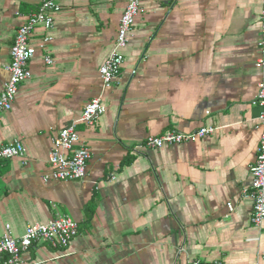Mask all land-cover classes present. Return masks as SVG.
<instances>
[{
  "label": "crops",
  "instance_id": "obj_1",
  "mask_svg": "<svg viewBox=\"0 0 264 264\" xmlns=\"http://www.w3.org/2000/svg\"><path fill=\"white\" fill-rule=\"evenodd\" d=\"M37 1L0 0V92ZM126 2L62 0L53 27L32 34L31 76L0 115V149H25L0 163V239L6 226L19 238L60 213L78 223L77 236L66 249L33 246L22 264H264V223L252 225L243 196L261 135L253 103L264 75L263 0H141L120 77L102 94L105 114L94 126L77 123L100 95L99 68ZM70 126L90 150L86 177L45 183L53 140ZM202 127L216 131L132 152L167 130Z\"/></svg>",
  "mask_w": 264,
  "mask_h": 264
},
{
  "label": "built area",
  "instance_id": "obj_2",
  "mask_svg": "<svg viewBox=\"0 0 264 264\" xmlns=\"http://www.w3.org/2000/svg\"><path fill=\"white\" fill-rule=\"evenodd\" d=\"M62 0H38L37 9L31 13L26 22L16 32L15 40L10 48V62L7 66L9 78L0 92V115L11 110L20 85L31 76L29 62L36 53V47L31 43L32 34L38 27L50 30L53 27L54 16L62 9ZM141 0H127L126 6L119 21L117 35L113 50L99 68L101 80V92L93 98L84 108L77 123L86 126H94L105 114L106 107L102 101V94L110 89L120 77L124 64L123 51L128 44V38L133 30L135 20L140 12ZM261 24V50L264 62V0L260 16ZM48 38H44L40 48H44ZM46 64H52L50 57L45 58ZM259 64V65H260ZM135 74V71L133 72ZM263 110L259 116L258 128L261 131L257 148L255 163L250 167V189L243 191L245 199L253 203L251 223L255 228L264 223V75L258 84V91L253 103ZM213 127H202L192 133H183L167 130L159 136L148 137L144 142L132 149L134 154H142L145 150H157L164 146H174L184 143H192L204 139L215 133ZM25 149L19 141H14L0 149V163L16 157H24ZM91 154L87 146L80 143L79 136L74 126L61 130L53 140V148L49 154L51 172L42 177L43 182H76L86 177V168ZM114 180V176L108 181ZM232 210V206L228 205ZM78 234V223L66 214L56 216L46 224L29 225L23 235L15 238L10 233V227L6 226L5 233L0 239V264H22L21 256L39 243H47L55 249L68 248L71 241ZM183 252V248L177 250V254ZM188 264H208L205 261L195 259Z\"/></svg>",
  "mask_w": 264,
  "mask_h": 264
}]
</instances>
